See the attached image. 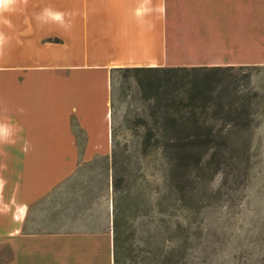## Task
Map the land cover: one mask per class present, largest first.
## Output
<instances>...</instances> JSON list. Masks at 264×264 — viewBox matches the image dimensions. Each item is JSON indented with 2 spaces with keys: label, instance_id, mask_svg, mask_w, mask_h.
I'll return each instance as SVG.
<instances>
[{
  "label": "crops",
  "instance_id": "crops-1",
  "mask_svg": "<svg viewBox=\"0 0 264 264\" xmlns=\"http://www.w3.org/2000/svg\"><path fill=\"white\" fill-rule=\"evenodd\" d=\"M221 1L242 28L228 44L251 39L264 0ZM1 17L0 264H116L113 173L108 228L42 204L112 160V70L171 66L168 0H11Z\"/></svg>",
  "mask_w": 264,
  "mask_h": 264
},
{
  "label": "rangeland",
  "instance_id": "rangeland-1",
  "mask_svg": "<svg viewBox=\"0 0 264 264\" xmlns=\"http://www.w3.org/2000/svg\"><path fill=\"white\" fill-rule=\"evenodd\" d=\"M168 6L171 66H234L217 71L218 91L245 97L248 145L240 144L237 157L223 160L218 170L207 166L174 178L161 148L145 150L147 128L155 123L152 101L135 77L115 71L117 169L137 205L116 264H264V64L242 63L264 59V2L263 14L250 24L251 39L233 46L226 36L242 28L226 14L225 2L168 0ZM179 8L186 13L181 21ZM2 11L0 5V25ZM223 124L219 120L217 127ZM110 169L112 160L82 165L42 206L61 219L78 215L81 225L92 220L96 228H108Z\"/></svg>",
  "mask_w": 264,
  "mask_h": 264
},
{
  "label": "trees",
  "instance_id": "trees-1",
  "mask_svg": "<svg viewBox=\"0 0 264 264\" xmlns=\"http://www.w3.org/2000/svg\"><path fill=\"white\" fill-rule=\"evenodd\" d=\"M233 68L234 66H132L112 70V169L115 193L113 229L116 263L120 241L131 226L130 218L136 215L137 205L130 189L122 188L126 178L117 169L113 113L114 72L129 73L125 76L135 77L138 85L147 92L152 101L149 104L150 115L155 118V123L147 128L145 150L161 148L160 153L168 162L170 174L182 180L184 175H192L207 166L218 170L223 160L228 157L236 158L241 147L246 143L248 145L246 136L250 132V113L242 103L246 100L245 97L236 95L237 98L233 99L218 91L217 71ZM226 87L225 90H228L230 85ZM233 88L236 90V86ZM219 120L225 123L222 127H217ZM168 132H173L169 138ZM220 141L225 142L221 144Z\"/></svg>",
  "mask_w": 264,
  "mask_h": 264
},
{
  "label": "bare ground",
  "instance_id": "bare-ground-1",
  "mask_svg": "<svg viewBox=\"0 0 264 264\" xmlns=\"http://www.w3.org/2000/svg\"><path fill=\"white\" fill-rule=\"evenodd\" d=\"M9 1H11V0H0L1 7L6 6Z\"/></svg>",
  "mask_w": 264,
  "mask_h": 264
}]
</instances>
